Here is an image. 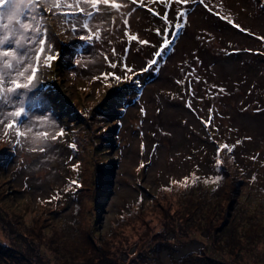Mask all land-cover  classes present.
Wrapping results in <instances>:
<instances>
[{"label":"rangeland","instance_id":"374dc122","mask_svg":"<svg viewBox=\"0 0 264 264\" xmlns=\"http://www.w3.org/2000/svg\"><path fill=\"white\" fill-rule=\"evenodd\" d=\"M147 1L153 3V0ZM116 2L122 7L113 9L115 23L102 24L98 17L90 21L92 30L100 29L102 35L94 42L79 39L87 34L85 31H71L72 25L68 21L83 20L86 18L83 14L75 17L47 14L54 47L45 55L50 54L56 59L51 61L50 67L45 66L44 58L41 59L38 74L44 73L43 79L36 77V88L23 96L27 115L20 118V123L30 124L32 131L22 127L28 136L17 144V129H11L14 150L4 172L0 171L3 172L0 180L5 175L11 182L7 197L10 204L1 207L2 216L8 219V212L26 201L44 206L38 199H48L53 190L61 186L70 167L68 163L73 161L67 147L71 131L81 124L80 113L88 111L92 114L91 108L102 116L103 129L97 128L99 119L95 120V132L101 134L106 129L108 135V141H102L98 146L104 170H107L105 181L100 179V203H95L97 210H94V223L100 236L109 233L120 215L134 211L141 195L147 202L148 192L163 189L172 192L178 188V183L173 181L181 183L185 174L199 169L210 171L214 139H235L237 159H243L250 168L248 173L255 170L264 196V108L261 107L264 103V41L259 39L264 37V0H205L208 8L190 0L184 21L186 26L171 49L154 66L156 70L148 72L140 70L161 40L155 28L164 32L166 24L162 15L156 16L154 12L163 14L165 5L155 0L156 5L151 10L146 2L144 6L132 4L131 0ZM173 7L182 9L183 6ZM72 11L78 9L61 8V12ZM217 11L219 16L215 14ZM168 15L171 21H176L172 9L168 10ZM225 16L227 20L223 19ZM124 19L129 22L127 27L123 24ZM229 21L240 24L241 29L247 31L237 29ZM130 35L147 40L149 44L129 42ZM125 57L133 72L138 73L134 77L136 82L126 77L133 73H125ZM118 61V67L112 68L110 62ZM106 73H115L120 79L106 77ZM210 116L211 122L206 126ZM6 123L7 118L0 124V135L9 130ZM60 129H63V135L52 140ZM36 131L49 133L47 149L43 153L39 148L45 146V141L32 142ZM32 148L37 150L32 151ZM244 198L247 199V195ZM74 206L72 198L60 202L56 216H52L53 220L49 217L47 222H56V217H69ZM32 215L33 211L26 221L36 217ZM240 215L239 228L245 230L247 243L244 252L253 255L250 264H264V214L253 211L251 216L249 212ZM245 220L256 225H247ZM188 227L181 226L180 229L189 230ZM45 232H36L40 236H35L33 230L29 231L24 225L16 235L27 234L29 240L38 237L42 248L47 250L49 262L59 264L48 246L53 241L54 246L66 253L65 239H53L56 230L45 229ZM181 239L178 237L176 242ZM20 244L23 246L21 241ZM180 244L160 249L164 264L173 261L174 264H193L190 255L202 244L197 240ZM255 245L260 250L254 249ZM78 251L75 250V254ZM238 260L224 258L223 264H237L241 262ZM153 264L158 263L154 261Z\"/></svg>","mask_w":264,"mask_h":264},{"label":"trees","instance_id":"16d2710c","mask_svg":"<svg viewBox=\"0 0 264 264\" xmlns=\"http://www.w3.org/2000/svg\"><path fill=\"white\" fill-rule=\"evenodd\" d=\"M147 3L151 10L156 5L155 2ZM157 29L159 28H155V31ZM163 31L166 33L165 28ZM161 43L162 37L157 50L148 54L147 61L153 59L152 54L158 51ZM129 66L132 68V65ZM43 74H38L37 77L43 79ZM262 104L261 107L264 108V103ZM90 110L92 114L88 111L80 113L81 124L71 131L67 147L73 161L68 163L70 167L64 181L53 190L51 197L38 199L41 203L44 202V206L31 205L26 201L24 205L11 209L8 219L4 218L1 207H8L10 204L7 197L11 182L5 175L0 180V264H52L47 250L38 242V237L29 240L27 234L16 235L24 225L29 231L33 230L35 236H40L38 233H46L45 229H49L56 230L53 239H65L63 242L67 254L54 246L53 241L52 246L51 243L48 246L50 254L59 260V264H153L154 261L164 264L160 259V249L186 244L187 240H197L202 244L199 250H193L190 263L223 264L224 258L230 261L238 258V261L247 264L253 262V255L244 252L246 235L244 236L245 230L239 228L242 218L239 217L242 212H249L250 216L253 211L264 214V198L260 197H264L261 192L263 188L255 170L248 173L250 168L244 164L243 159H237L234 153L235 139L227 141L212 137L214 147L210 171L199 169L185 174L184 178L188 177L187 186L184 185L183 178L177 184L178 188H174L172 192L165 191V186L163 191L148 192L147 202L141 195L137 208L120 215L109 233L100 236L94 223V210H97L95 203H100V179L105 181L107 170H104L105 164L98 146L102 141H108V135L106 129L101 134L95 132V129L101 128L102 116L95 113L94 108ZM98 119L96 128L95 120ZM9 131L11 129L0 135V171L3 172L10 160L9 155L14 150V132ZM100 136L103 137L101 140ZM72 144L76 145L75 149L71 147ZM224 144L234 146L233 150L229 152L227 149H220L219 146ZM3 172H0V178ZM218 176L221 179L216 180ZM71 181H78L79 186L73 185ZM245 195L247 199L244 198ZM57 196L58 199H53ZM68 198H72L75 205L70 210V216L56 217V222H47L49 217L53 220L52 216H56V208L59 209L60 202ZM179 204L181 206L178 208ZM30 211L36 217L26 221ZM245 223L256 225L252 221L245 220ZM181 226H186L189 230L180 229ZM178 237L182 238L179 243L176 242ZM253 247L259 249L256 245ZM75 250H79L77 254Z\"/></svg>","mask_w":264,"mask_h":264},{"label":"snow or ice","instance_id":"6c2138e0","mask_svg":"<svg viewBox=\"0 0 264 264\" xmlns=\"http://www.w3.org/2000/svg\"><path fill=\"white\" fill-rule=\"evenodd\" d=\"M145 2L146 0H131L132 4L139 3L141 6H144ZM192 2L200 3L208 8L205 0H192ZM159 3L165 5V10L163 14L161 12H154V14L156 16L162 15L163 20L166 22V33L162 32L161 29L156 30L157 34L162 37L161 46L158 51L152 54L153 59L146 62V66L140 70L141 72L156 70L154 66L163 58L165 52L171 49L180 31L186 26L184 21L188 15L187 7L190 0H159ZM102 5L106 7L101 8ZM173 5L183 7L182 9H176ZM62 7L77 8L78 11L61 12ZM121 7L122 5L117 3L116 0H0V105H3V107H0V124H4L7 118L6 128L10 130L16 127L17 144L20 143L21 138H27L28 132L32 131L30 124L21 125L20 123V118L27 115L26 108L23 107V96L36 88L34 81H36L38 75L41 59L44 58L45 66L48 67L51 66V61L56 59L50 54L45 55L49 48L54 47L49 36L47 14L63 17L69 15L75 17L83 14L86 17L83 20L68 21L72 25L71 31H85L87 34L79 36V39L94 42L101 39L102 35L100 29L92 30L90 21L98 17L102 24L109 21L115 23V17L112 15L113 9L119 10ZM169 9H172L176 14L177 19L175 22L169 19ZM208 10L211 11L210 8ZM215 14L220 15L218 11ZM223 19L227 20L228 17L225 16ZM229 22L233 23L237 29H241L240 24H236L234 21ZM128 23L127 19L123 20L126 27ZM259 39L264 41V37H259ZM132 41H138L141 45L149 44V41L139 39L135 35L129 36V42ZM113 52L115 53V49H113ZM105 58L107 59V57ZM34 62L35 66H33ZM118 63L119 61L117 63L110 62L111 67L114 69L118 67ZM123 68L125 73H133V76L128 78L136 82L134 77L138 73L133 72V69L127 64L126 57L124 58ZM104 75L120 79V77L115 76V73ZM96 79H99V77H96ZM178 83L180 82L178 81ZM188 107H191L190 101ZM12 117L15 119H11ZM210 122L211 116L209 121L205 122V125L207 126ZM22 127H26L28 132L21 130ZM62 135L63 129H60L51 139L56 140ZM48 137L49 133L47 131H36L32 137L33 143L41 139L45 141V146L39 148L42 153L47 149ZM71 147L75 149L76 145L72 144ZM233 147L228 144L219 146L220 149H227L229 152L233 150ZM31 150L36 151L37 149L32 148ZM141 167H143V164H141ZM219 179L221 177H216V180ZM187 181L188 177H185V186H187ZM71 183L79 186L78 181H71ZM173 183L179 182L173 181ZM193 183H195V179ZM58 198V196L53 197V199Z\"/></svg>","mask_w":264,"mask_h":264}]
</instances>
